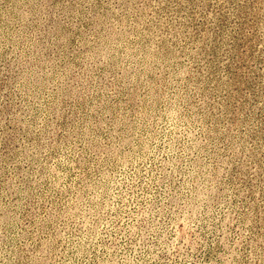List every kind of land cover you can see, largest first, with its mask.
I'll list each match as a JSON object with an SVG mask.
<instances>
[{"label": "rangeland", "instance_id": "rangeland-1", "mask_svg": "<svg viewBox=\"0 0 264 264\" xmlns=\"http://www.w3.org/2000/svg\"><path fill=\"white\" fill-rule=\"evenodd\" d=\"M0 264H264V0H0Z\"/></svg>", "mask_w": 264, "mask_h": 264}]
</instances>
